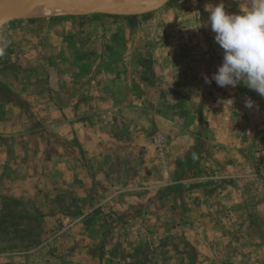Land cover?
<instances>
[{"label":"rangeland","instance_id":"obj_1","mask_svg":"<svg viewBox=\"0 0 264 264\" xmlns=\"http://www.w3.org/2000/svg\"><path fill=\"white\" fill-rule=\"evenodd\" d=\"M219 2L166 0L138 15L0 23V164L13 146H29L41 155L33 166L40 164L48 189L14 198L5 190L12 173L0 168V264H94L95 256L99 264L107 241L122 251L130 239L138 247L134 264L173 257L172 264H264V98L243 84L204 82L222 63L205 11ZM224 3L238 12L241 0ZM90 51L99 58L86 65ZM112 59L130 72L128 79L119 69L106 76L115 100L98 97L94 82L101 60ZM245 97L258 108H245ZM126 109L169 121L195 137L193 147L170 160L171 142L137 125ZM62 126L88 138L87 155L77 137L71 145L87 168L86 188L61 189L53 180L66 159L53 150ZM26 131L36 138H23ZM46 131L53 133L41 140ZM99 179L108 182L104 193ZM106 190L117 198L101 202ZM96 217L103 233L87 231Z\"/></svg>","mask_w":264,"mask_h":264},{"label":"crops","instance_id":"obj_2","mask_svg":"<svg viewBox=\"0 0 264 264\" xmlns=\"http://www.w3.org/2000/svg\"><path fill=\"white\" fill-rule=\"evenodd\" d=\"M16 18L15 16H12L9 19H14ZM19 19V18H17ZM244 105V103H243ZM125 111H127V116L130 119H135L137 120V125L141 126L142 124L147 128L150 129L151 131L154 132H158L160 134L163 135L165 140L170 141V146H168L167 150H166V154H168V156L170 155V160H174L177 159L181 156H183L185 153H187L192 147H193V142H194V136L191 134H182L181 132H177L174 130L172 124L167 121L164 120L162 118H159L157 116H145L142 117L141 115L135 113L133 110L131 109H126ZM69 129H66V126H62V128H64L63 131L58 132L56 131L53 135V150L55 153H57L58 155H66V159H64V162L59 166V167H55L57 174H55V178L53 179L56 184L55 185H60L61 189L62 187H72V188H76V185H82L88 187L90 184L88 182L87 177V168H85L83 163H79L76 159V157H74L73 152H72V143H73V139L74 137L78 138L79 141V149L82 150L83 152V156L86 154V152H88L85 147L87 146V137L85 135V133H83L84 131H80L79 133H77L76 135L73 134L72 128L71 126H68ZM141 128V127H140ZM83 130V129H81ZM24 133V132H23ZM31 132L27 131L25 132V137L26 139H30L31 138H36L37 133H33L31 135H29ZM52 131L48 132H44L43 135H39L41 140L42 138H49L50 135H52ZM59 134V135H57ZM7 136H11V135H7ZM24 140V139H23ZM60 141V142H59ZM185 142V143H184ZM174 146V147H172ZM34 149V148H33ZM2 150H0L1 152ZM9 152H12V154L7 156V159H5V162L2 164H0V168L5 170V171H9L12 176V178H10L7 182V186L5 188V190H7V194L14 197H23V199H26L27 196L28 198H32V196H30L31 194H35L37 192L40 191L41 186H44L46 188V192H48L47 187L44 185L43 183V178L45 177H41L40 172H39V165L38 167L33 166L35 164V160L36 158H39L41 155L40 153L37 154L36 157H34L31 152H30V147L26 146L24 149L23 148H15L13 146V148H10ZM100 153H102V155H105V150L102 149V151H98L97 153V157L99 158ZM88 154V153H87ZM86 154V155H87ZM71 155V156H70ZM87 158V157H86ZM100 159V158H99ZM47 180V178H46ZM99 185L102 186L103 188V193H104V187L105 185L108 184V182L106 180H102L99 179ZM165 184V183H164ZM107 192V194H105L103 196L101 202L106 201V199H108V201L111 198H117V196L115 195H111L110 191L108 192L107 190L105 191ZM17 193V195H16ZM29 194V195H28ZM15 198V197H14ZM110 198V199H109ZM114 204V203H113ZM86 210H90V207L88 206L87 208H85ZM115 209L118 210L117 214L120 211H123V209H121L118 205L115 204ZM105 211V209H104ZM105 214H103V218H105L104 216ZM101 216V215H99ZM95 223L97 224V226L95 225ZM104 225L106 224L105 221L102 222ZM99 220L96 217L93 222L91 223V228H87L88 232L90 230L96 231L98 229L99 233H103L105 231V228L99 227ZM73 232H77L78 231V226H74L72 228ZM137 231L136 228H132L131 230H129V233H135ZM95 234V233H94ZM100 237V235H99ZM131 240V239H130ZM128 243V246L123 248L121 251V245L119 244H112L108 246V242L105 243L106 246V250L105 253L102 254L101 259L99 260V264H119L117 263L119 260H121L120 258L123 256L125 257V259H127L128 264H134L135 262V255H137L138 253V247L135 246V244L132 243V240ZM101 246V243L99 244ZM98 246V245H97ZM94 247V246H93ZM98 248H95V253H97ZM99 250H101V247L99 248ZM123 252V253H121ZM174 258V259H173ZM172 259L169 260V262L165 263L163 262V260H161L160 264H172L174 263V260L177 258L173 257ZM178 259V258H177ZM202 261V259H201ZM126 262V263H127ZM56 264V263H55ZM94 264H98V260H97V256L94 257ZM147 264H153V262L151 263H147ZM158 264V263H157ZM200 264H202V262H200ZM204 264V263H203Z\"/></svg>","mask_w":264,"mask_h":264},{"label":"clouds","instance_id":"obj_3","mask_svg":"<svg viewBox=\"0 0 264 264\" xmlns=\"http://www.w3.org/2000/svg\"><path fill=\"white\" fill-rule=\"evenodd\" d=\"M195 3L196 0H193ZM207 25L215 33L214 41L223 50L222 63L204 82L235 89L243 84L264 98V0H241L238 12H228L224 0L206 5ZM198 13V12H197ZM247 109L258 105L244 98Z\"/></svg>","mask_w":264,"mask_h":264},{"label":"bare ground","instance_id":"obj_4","mask_svg":"<svg viewBox=\"0 0 264 264\" xmlns=\"http://www.w3.org/2000/svg\"><path fill=\"white\" fill-rule=\"evenodd\" d=\"M166 0H26L0 9V23L12 14L19 19L58 17L100 12L113 15H138L161 7ZM9 6V7H8ZM8 7V8H7Z\"/></svg>","mask_w":264,"mask_h":264},{"label":"trees","instance_id":"obj_5","mask_svg":"<svg viewBox=\"0 0 264 264\" xmlns=\"http://www.w3.org/2000/svg\"><path fill=\"white\" fill-rule=\"evenodd\" d=\"M97 46L98 45H96V44L93 45V47H97ZM91 52L92 51H90L89 54H84V55H86V60H87L85 62L86 65H91L93 62H95L99 58V57H96L95 54H93ZM119 63L120 62L117 59L101 60V64H99L97 66V69H96L97 71L94 74V80L95 81L94 80L93 81L96 82V84H97V89L98 90H97L96 95L98 97L101 96V98H102V96L106 94L108 96H111V97H109V99L115 100V97L117 96V94H114L113 93V91H112L113 90L112 89L113 88V84H112V82H111V80L109 78H106V76L113 74V72L115 73L119 69L118 68V64ZM102 65L105 68L104 71H102L103 69L100 70V68L102 67ZM119 70L121 71V74L125 78L128 79L130 77V72H129L128 69H119ZM101 73L103 74V77L101 79H99V80L98 79H95V77L98 76L97 74H101ZM124 87H126L125 84H123V88ZM147 92H148L149 95H152V92L150 90H147ZM135 95H136V93H135ZM140 95L143 96L142 94H140ZM104 98H105V96H104ZM105 99H107V98H105ZM128 104H129L130 107H134L133 102L131 100L128 101ZM135 108H137L140 111L144 112L143 109H141L142 107L141 108L135 107Z\"/></svg>","mask_w":264,"mask_h":264},{"label":"water","instance_id":"obj_6","mask_svg":"<svg viewBox=\"0 0 264 264\" xmlns=\"http://www.w3.org/2000/svg\"><path fill=\"white\" fill-rule=\"evenodd\" d=\"M14 2H24L26 0H12ZM9 0H7L4 4H1L0 9H3L6 5H8Z\"/></svg>","mask_w":264,"mask_h":264}]
</instances>
